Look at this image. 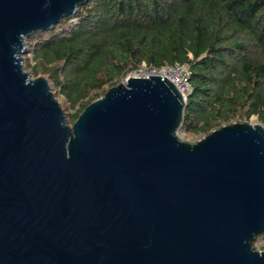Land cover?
Returning <instances> with one entry per match:
<instances>
[{"label":"water","instance_id":"95a60500","mask_svg":"<svg viewBox=\"0 0 264 264\" xmlns=\"http://www.w3.org/2000/svg\"><path fill=\"white\" fill-rule=\"evenodd\" d=\"M87 0H0V264H264V125L178 139L185 99L131 74L69 124L26 39Z\"/></svg>","mask_w":264,"mask_h":264},{"label":"trees","instance_id":"16d2710c","mask_svg":"<svg viewBox=\"0 0 264 264\" xmlns=\"http://www.w3.org/2000/svg\"><path fill=\"white\" fill-rule=\"evenodd\" d=\"M27 45L33 75L58 89L71 123L142 64L184 63L185 138L251 117L264 125V0H87Z\"/></svg>","mask_w":264,"mask_h":264},{"label":"rangeland","instance_id":"374dc122","mask_svg":"<svg viewBox=\"0 0 264 264\" xmlns=\"http://www.w3.org/2000/svg\"><path fill=\"white\" fill-rule=\"evenodd\" d=\"M26 46H27L26 47V52L22 55V57H23L22 64L24 66L25 71H27L31 77H35L33 75L32 69H31V66L33 64V60H32V54L28 50L27 39H26ZM148 71L149 70H147L145 67H142L140 71H137L135 73L134 72L133 73L130 72L129 74L132 73L131 75L142 76L144 73H147ZM40 75H43V74H40ZM43 76H45V75H43ZM48 81H49V79H48ZM49 83H50V86H51V91L53 92L54 96L58 100V102H59V104H60V106H61V108H62V110L64 112V115H65L68 123L71 124V122H69L68 118H69V115L73 112V108L70 107L69 103L65 100V98L58 93V89L56 87H54L53 84L50 81H49ZM247 122L254 123V122H256V118L255 117H251L250 120H248ZM175 134L177 135L178 139H180V140L187 141L189 143L195 142V141H192L190 139L185 138L184 133H183V131L180 128L175 132ZM251 245H252V247L254 249L262 250V249H264V239L262 237H258V238L254 239L252 241Z\"/></svg>","mask_w":264,"mask_h":264},{"label":"built area","instance_id":"2783aa9c","mask_svg":"<svg viewBox=\"0 0 264 264\" xmlns=\"http://www.w3.org/2000/svg\"><path fill=\"white\" fill-rule=\"evenodd\" d=\"M142 67H145L147 70H149L147 73H144L142 76H148L150 74H153V75H159L161 77H165L175 85V87L180 92L182 97L184 99L186 98L190 90L189 70L186 64L174 63L173 65L164 66L161 68L147 67L145 64H142L140 68H138L133 72L135 73L137 71H140Z\"/></svg>","mask_w":264,"mask_h":264},{"label":"bare ground","instance_id":"6f19581e","mask_svg":"<svg viewBox=\"0 0 264 264\" xmlns=\"http://www.w3.org/2000/svg\"><path fill=\"white\" fill-rule=\"evenodd\" d=\"M134 76H138V75H134Z\"/></svg>","mask_w":264,"mask_h":264}]
</instances>
